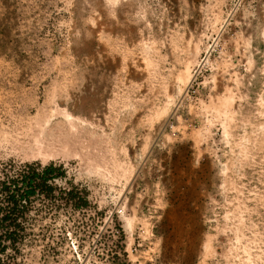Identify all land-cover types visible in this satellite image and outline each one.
Here are the masks:
<instances>
[{"label": "rangeland", "instance_id": "obj_1", "mask_svg": "<svg viewBox=\"0 0 264 264\" xmlns=\"http://www.w3.org/2000/svg\"><path fill=\"white\" fill-rule=\"evenodd\" d=\"M9 161L88 201L15 264H264V0H0Z\"/></svg>", "mask_w": 264, "mask_h": 264}, {"label": "trees", "instance_id": "obj_2", "mask_svg": "<svg viewBox=\"0 0 264 264\" xmlns=\"http://www.w3.org/2000/svg\"><path fill=\"white\" fill-rule=\"evenodd\" d=\"M65 173L63 167L55 163L42 166L38 162L9 161L1 166L0 256L4 255L6 262L0 264H15L28 227L37 215H41L42 210L49 214L64 205L74 209L87 205L84 190H79L72 184L68 189H60L54 185ZM37 203L41 206H37ZM114 231L123 240L122 229L115 226Z\"/></svg>", "mask_w": 264, "mask_h": 264}, {"label": "bare ground", "instance_id": "obj_3", "mask_svg": "<svg viewBox=\"0 0 264 264\" xmlns=\"http://www.w3.org/2000/svg\"><path fill=\"white\" fill-rule=\"evenodd\" d=\"M50 136V135H49ZM41 139H43V138H41ZM55 139H57V138H55ZM50 140V139H49ZM47 141V140H46ZM35 147H36V145H35ZM41 147V146H40ZM34 149V148H33ZM40 151V150H39Z\"/></svg>", "mask_w": 264, "mask_h": 264}]
</instances>
